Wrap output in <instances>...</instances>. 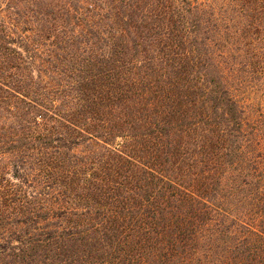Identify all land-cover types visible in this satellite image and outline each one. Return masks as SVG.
I'll use <instances>...</instances> for the list:
<instances>
[{"label":"trees","instance_id":"16d2710c","mask_svg":"<svg viewBox=\"0 0 264 264\" xmlns=\"http://www.w3.org/2000/svg\"><path fill=\"white\" fill-rule=\"evenodd\" d=\"M262 22L264 0H0V264H264L234 82Z\"/></svg>","mask_w":264,"mask_h":264},{"label":"rangeland","instance_id":"374dc122","mask_svg":"<svg viewBox=\"0 0 264 264\" xmlns=\"http://www.w3.org/2000/svg\"><path fill=\"white\" fill-rule=\"evenodd\" d=\"M262 24L263 26L261 25L259 28L261 34H256L255 29L252 28L246 37L238 29L236 31L238 34L235 37V41L242 44L238 51L236 50V57L241 52L245 55L248 54L249 60L253 58L252 60L255 62V65L251 64L249 69L247 68L249 80L242 81L236 75L234 82L235 94L257 136L264 135V22Z\"/></svg>","mask_w":264,"mask_h":264}]
</instances>
